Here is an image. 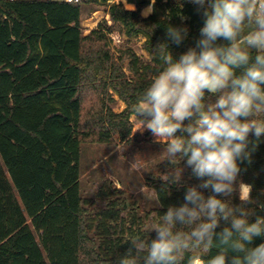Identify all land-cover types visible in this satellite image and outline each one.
<instances>
[{
	"label": "trees",
	"instance_id": "16d2710c",
	"mask_svg": "<svg viewBox=\"0 0 264 264\" xmlns=\"http://www.w3.org/2000/svg\"><path fill=\"white\" fill-rule=\"evenodd\" d=\"M126 1L136 8L114 0H0V264H116L131 247L128 240L142 232L136 214L130 221L122 216L128 207L118 202L119 188L102 185L97 196L106 207L89 208L81 180L83 143H112L115 135L122 141L135 138L132 106L160 64L157 48L166 45L178 59L196 47L205 17L190 0H156L148 16L142 11L151 0ZM84 5L103 7L113 24L104 19L85 34ZM169 24L187 28L180 44L167 35ZM123 33L143 35L150 59L131 48L116 54L113 36ZM111 90L126 104L121 112L112 107ZM208 98L216 97L206 92ZM248 139L251 148L257 138L250 133ZM159 167L164 174L184 168L179 183L151 179L162 216L169 206H182L187 188L202 181L186 158L176 165L164 160ZM240 167L237 190L218 198L240 206L239 181L252 185L255 203L244 205L254 213L252 223L264 217V135L251 163ZM199 190L206 198L213 194ZM224 227L230 222L221 220L216 232ZM261 243L264 236L249 247ZM217 254L213 248L202 258ZM191 255L186 252L181 264ZM234 255L228 253L226 264Z\"/></svg>",
	"mask_w": 264,
	"mask_h": 264
},
{
	"label": "clouds",
	"instance_id": "9594fccd",
	"mask_svg": "<svg viewBox=\"0 0 264 264\" xmlns=\"http://www.w3.org/2000/svg\"><path fill=\"white\" fill-rule=\"evenodd\" d=\"M190 2L204 9L201 38L178 59L166 45L157 48L160 64L132 112L137 130H149L165 145L163 160L176 165L186 158L202 183L187 188L182 206H169L160 216L149 229L157 234L150 243L131 237V247L116 264H181L186 252L192 253L187 264H226L229 252L236 253L231 264H264V243L249 247L264 236V217L250 223L254 213L244 207L255 203L252 185L239 181L240 206L218 198L237 190L240 163H251L264 135V0ZM155 3L151 0L142 15L152 13ZM166 31L176 44L188 32L170 24ZM221 39L226 43H217ZM206 92L215 94L214 102ZM250 133L257 138L251 148ZM180 175L176 170L161 178L179 183ZM200 188L213 194L206 198ZM221 220L230 227L217 233ZM213 248L218 254L203 259Z\"/></svg>",
	"mask_w": 264,
	"mask_h": 264
},
{
	"label": "rangeland",
	"instance_id": "374dc122",
	"mask_svg": "<svg viewBox=\"0 0 264 264\" xmlns=\"http://www.w3.org/2000/svg\"><path fill=\"white\" fill-rule=\"evenodd\" d=\"M114 1H122L126 7H131L126 0ZM104 19H107L110 25L113 24L110 15L103 7L91 8L84 5L82 24L85 34L97 28ZM145 40L143 35L128 37L124 33L115 34L111 47L116 54L119 50L131 48L142 58L150 59L148 51L143 46ZM111 92L116 100L112 103V107L116 112H121L126 104L115 91L111 90ZM131 120L134 124L133 133L136 134L132 140L122 141L118 135H115L112 143L90 141L83 143L82 190L90 204L89 208L96 210L106 207V203L97 196L102 185L121 189L122 192L117 194L118 202L120 204L127 202L128 207L122 210V216L130 221L131 216L136 214L142 225L140 236L150 243L156 232L149 229L158 222L161 207L157 193L151 186V179L169 174L173 169H168L165 174L160 173L159 165L164 161L162 152L165 145L155 142L149 130H137L139 125L135 115ZM177 170H181L180 178H182L184 168ZM93 215L90 219H94Z\"/></svg>",
	"mask_w": 264,
	"mask_h": 264
},
{
	"label": "crops",
	"instance_id": "0c3cea01",
	"mask_svg": "<svg viewBox=\"0 0 264 264\" xmlns=\"http://www.w3.org/2000/svg\"><path fill=\"white\" fill-rule=\"evenodd\" d=\"M129 5H132L133 6V8H130V9H135L136 7H135V5H133V4H129ZM143 12V11H142ZM151 14V13H150ZM150 14H148V15H150ZM147 15V16H148Z\"/></svg>",
	"mask_w": 264,
	"mask_h": 264
},
{
	"label": "built area",
	"instance_id": "2783aa9c",
	"mask_svg": "<svg viewBox=\"0 0 264 264\" xmlns=\"http://www.w3.org/2000/svg\"><path fill=\"white\" fill-rule=\"evenodd\" d=\"M68 1L79 2V1H81V0H68Z\"/></svg>",
	"mask_w": 264,
	"mask_h": 264
},
{
	"label": "water",
	"instance_id": "95a60500",
	"mask_svg": "<svg viewBox=\"0 0 264 264\" xmlns=\"http://www.w3.org/2000/svg\"><path fill=\"white\" fill-rule=\"evenodd\" d=\"M211 93V92H210Z\"/></svg>",
	"mask_w": 264,
	"mask_h": 264
}]
</instances>
